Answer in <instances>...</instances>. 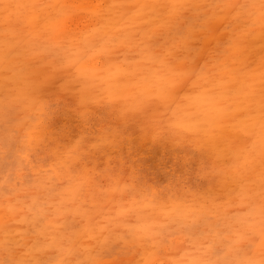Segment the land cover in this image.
I'll list each match as a JSON object with an SVG mask.
<instances>
[{
    "label": "snow or ice",
    "instance_id": "snow-or-ice-1",
    "mask_svg": "<svg viewBox=\"0 0 264 264\" xmlns=\"http://www.w3.org/2000/svg\"><path fill=\"white\" fill-rule=\"evenodd\" d=\"M0 7L3 118L54 194L0 224V264H264V0ZM145 144L183 165L147 164Z\"/></svg>",
    "mask_w": 264,
    "mask_h": 264
},
{
    "label": "rangeland",
    "instance_id": "rangeland-1",
    "mask_svg": "<svg viewBox=\"0 0 264 264\" xmlns=\"http://www.w3.org/2000/svg\"><path fill=\"white\" fill-rule=\"evenodd\" d=\"M40 1V2H39ZM96 1V2H95ZM124 2V0H0L2 4H39V5H78L81 7L70 9L76 14L77 18L82 16H90L95 8L89 6L102 3ZM132 3H142L146 2L144 0H130ZM148 2H150L148 0ZM200 2L210 3L212 0H200ZM86 6V7H85ZM25 12L26 10H21ZM45 15L51 14L56 15L65 11L59 7H51L42 10ZM5 13L0 7V34H2L5 24H4ZM14 18V17H13ZM116 26V20L110 22L109 27L114 30ZM36 39V37L25 36L23 39ZM55 40V37H53ZM28 73V68L26 62L21 59L17 64L14 73L12 75L17 81L23 82ZM257 83L259 82V74L255 76ZM4 73L2 69V60H0V224L15 220L26 214H36L48 210L49 206L52 204L53 195L50 193L51 175L48 172L43 171V169L38 165L33 168L29 163L32 157H26L21 153L20 148L22 144L17 140L14 135V128L11 125L5 123L3 118L4 112ZM71 142V138H68ZM43 155L36 157L39 161L43 159ZM142 155L144 156L147 164H152L159 162L162 158L165 160L169 168H177L183 165L184 161L182 158H177L175 154L171 156H165L164 150L161 147L153 146L151 144H145ZM99 163V161H97ZM32 176L31 185L24 183V179L28 174ZM54 175V173H53ZM165 182L169 178L170 173L167 171L161 173ZM60 177H57L59 179ZM14 191L15 195L11 198H6L5 192ZM20 201V203H18ZM30 206V207H29ZM91 206V205H90ZM17 209L16 212H10L9 208ZM113 207L111 194L106 201L99 203L96 206L95 214H99L98 218L103 219V215H107L111 208ZM4 214H3V212ZM6 214V215H5ZM8 216V218H7ZM6 217V218H5ZM71 219V217H68ZM4 219V220H2ZM79 219V217H77ZM3 242V233L0 231V244ZM26 242V241H25ZM75 245L80 253V259L89 260L94 258L95 252L98 248L96 241L89 240L83 235L77 236ZM5 255L4 249L0 246V258ZM128 254H120L113 256L112 260H123L128 261L135 259Z\"/></svg>",
    "mask_w": 264,
    "mask_h": 264
},
{
    "label": "bare ground",
    "instance_id": "bare-ground-1",
    "mask_svg": "<svg viewBox=\"0 0 264 264\" xmlns=\"http://www.w3.org/2000/svg\"><path fill=\"white\" fill-rule=\"evenodd\" d=\"M42 1V0H41ZM104 1V0H103ZM144 1H146V0H144ZM150 1V0H149ZM40 2V1H39ZM96 2V1H95ZM139 2H140V0H139ZM102 2H100V4H101ZM109 3H111L110 1H109ZM143 3V2H142ZM8 4V3H7ZM40 4V3H39ZM99 4V3H98ZM86 7V6H85ZM259 81V80H258ZM3 212V211H2ZM3 214H4V212H3ZM6 215V214H5ZM6 218V217H5ZM7 218H8V216H7ZM2 220H4V219H2Z\"/></svg>",
    "mask_w": 264,
    "mask_h": 264
}]
</instances>
